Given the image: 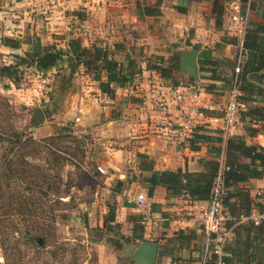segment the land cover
Segmentation results:
<instances>
[{
    "label": "crops",
    "instance_id": "crops-1",
    "mask_svg": "<svg viewBox=\"0 0 264 264\" xmlns=\"http://www.w3.org/2000/svg\"><path fill=\"white\" fill-rule=\"evenodd\" d=\"M227 2L223 1L224 8ZM211 4L212 0H66L64 10L46 11L40 0L0 1V38L24 41L18 49L4 47L8 52H29L36 41L41 47L54 44L66 50L68 42L75 40L87 50L105 47L126 76L122 87L111 84L113 93L106 95L85 73L87 85L75 92L71 109L73 118L80 110L74 125L90 127L96 123L109 144L106 166L100 170L108 171L102 179L104 185H113L109 190L113 204L106 203L97 220L95 210L88 209V228L97 227L104 237L120 239L117 244L122 246L115 250L129 253L121 259L132 264L137 246L143 242L157 245L154 264L201 263L203 234L198 219L207 201L171 197L160 186L154 187L148 198L147 178L152 172L201 173L206 161L225 159V142L232 137L264 150V121L244 118L232 134L222 133V109L237 47L227 31L224 14L220 25L215 26ZM144 7L159 14L145 15ZM246 49L243 86L252 102L249 107L254 101L259 106L264 101V0H250ZM189 51L196 52L195 78L183 71V56ZM175 54L178 70L168 79L150 69L159 58L164 67L171 64L170 57ZM62 67L71 68L69 63ZM100 79L104 81V72ZM175 89H192L197 95L203 118L191 134L180 126L186 108L174 102ZM194 133L209 140H196V149L191 150L189 142ZM237 188L247 192L252 203L255 193L264 189V169L260 178L248 179ZM138 192L145 197L140 206L134 203ZM109 211L113 221L104 228L103 219ZM134 225L141 227V233L132 234ZM138 234L140 241L134 238ZM121 238L133 241L126 244ZM225 249L228 264H264V231L237 224Z\"/></svg>",
    "mask_w": 264,
    "mask_h": 264
},
{
    "label": "rangeland",
    "instance_id": "rangeland-1",
    "mask_svg": "<svg viewBox=\"0 0 264 264\" xmlns=\"http://www.w3.org/2000/svg\"><path fill=\"white\" fill-rule=\"evenodd\" d=\"M46 46L49 44L42 47ZM4 47L0 44V66L13 64L14 56L22 57L24 54L21 50L10 53ZM94 47L108 53L112 59V54L105 47ZM57 49L61 50L60 47ZM171 56L170 59L173 56L177 58L178 54ZM63 64L52 68V72L49 69L44 75L20 65L15 84L0 77V111L4 112L0 119L3 124L8 122L14 131L36 141L59 135L52 146L57 149V155L67 160L63 168L53 167L47 164L46 150H42L32 161L41 170L49 166L50 170L45 171L49 176L48 184L55 183L59 177L61 183L67 186V197L62 199L65 206L56 210L52 204L51 189L43 187L42 191L47 194L45 198L34 191L33 199L44 203L41 209L45 214L36 211L28 218L13 215L0 223V264H132L121 259L129 253L116 251L115 245H112L120 239L104 237L97 227L88 228V209L95 210L97 220L102 207L106 203L113 204L109 192L113 185H104L102 179L108 171H98L106 166L109 144L96 123L90 127L71 123L72 98L76 91L80 92L87 85L84 74L87 73L90 78L96 74L101 77L103 71L92 67L87 72L77 67L67 69L62 67ZM41 79H44V84ZM37 109L43 114V120L39 122L34 118ZM56 169H59L58 173H55ZM8 185L2 187L4 198L19 192L20 187L14 181L8 182ZM4 206H7L5 199ZM99 241L104 244L99 245Z\"/></svg>",
    "mask_w": 264,
    "mask_h": 264
},
{
    "label": "trees",
    "instance_id": "trees-1",
    "mask_svg": "<svg viewBox=\"0 0 264 264\" xmlns=\"http://www.w3.org/2000/svg\"><path fill=\"white\" fill-rule=\"evenodd\" d=\"M186 1L195 2L197 0ZM223 1L225 0H212L211 14L215 26L220 25L221 18L224 14ZM176 9L181 11L179 8ZM143 12L145 15L159 14L158 10H153L149 7H144ZM246 35L247 30L243 40V48L247 53ZM23 43L24 41L21 42L12 38L0 39V44L2 46L11 49H18L20 44ZM107 54L108 53H105L96 47H91L90 50L81 48L75 40L68 42L66 50H59L54 44L41 47L36 41L33 50L25 52L22 57L14 56L13 59L15 62L13 64L0 66V77L6 78L11 83L15 84L19 74L17 68L20 65H26L35 69L37 72L44 74L49 69L57 68L59 64L64 62L70 64V69L82 66L86 72L90 67L94 69L97 68L98 71H103L105 75L103 82L101 81L99 74L93 75V80L97 82L98 90L101 93L108 95L113 93V90L109 87L111 84H114L117 87H122L124 82L127 81V78L120 73V66L110 59ZM170 61L171 64L164 67L162 59L159 58L157 62H154L150 69L155 71L159 77L168 79L171 77V73L178 70L175 63L176 58H172ZM245 66L246 60L238 75L239 89L245 94L246 100L251 101L246 94V88L243 86L246 82ZM254 104V106L248 107L246 111L240 115L241 122L244 118H249L254 122L264 121V101L262 102V105L259 106L256 101H254ZM0 116H4V112L2 114L0 111ZM57 137L53 136L36 141L30 136H25L17 130L14 131V128L8 122L4 125L0 119V223L7 217L13 215L28 218L34 216L36 211H39L40 214H45L44 209H41V206L44 207V203L40 202L39 199H33V197H35V194H33L34 191H37L38 194L40 193L44 198L47 197V194L43 192V187H45V190L51 189V193H53L51 194L53 196L52 204L55 205L56 210L59 206H65L62 199L67 197V186L61 183L59 177L55 179V183L52 182L50 183L51 185L48 184L49 176L45 171L50 170L49 166L44 170H41L32 163L42 150H46V157L48 159L47 164L56 168H63L65 163H67V160L57 155V149L52 146ZM196 140L205 142L209 140V138L194 133L189 142L191 150L196 149V147L193 146ZM225 151V162L228 166V171L223 175V183L226 188H231L233 191L229 192L228 190L224 206L227 213L236 219L239 216H246L250 210L251 204L248 193L241 188H237V185L248 179H258L262 176V169H264V150L257 145L246 146L239 137H232L226 140ZM237 156L247 160V162H239L236 158ZM216 169L217 162L206 161L205 169L201 173H189L181 170L175 172H152L147 178L148 188L146 190V196L149 198L153 188L160 186L164 188L167 195L171 197L185 196L190 201H207ZM58 172L59 169H56L55 173ZM11 181H14L19 185V192L15 193L13 196L8 195L4 198L2 187H8V182ZM117 184L119 183L117 182ZM61 187H64V189H61ZM4 199L6 200V207L4 206ZM231 199H233V202H230ZM14 204H16V206H14ZM112 221L113 212L109 211L104 216L102 223L103 227L105 228L107 223H111ZM244 224L251 227V229L264 231V224L257 226H253L251 223ZM134 232L141 233V227L134 225L132 228V234H134ZM134 238L140 241L141 236L138 234ZM121 241L127 244L133 240L129 238H121ZM112 243V245H115V248L118 249V244L116 242ZM225 248L226 246L223 249L224 252H226ZM222 260L224 264H228L226 256ZM205 264H214V257L209 256Z\"/></svg>",
    "mask_w": 264,
    "mask_h": 264
},
{
    "label": "built area",
    "instance_id": "built-area-1",
    "mask_svg": "<svg viewBox=\"0 0 264 264\" xmlns=\"http://www.w3.org/2000/svg\"><path fill=\"white\" fill-rule=\"evenodd\" d=\"M40 1L45 4L46 11L65 9L66 0ZM249 3L250 0H228L227 6L224 8L227 31L234 38L237 47V55L221 116L222 133L226 135L232 134L240 128V115L252 104L251 101L246 100L245 94L239 89L238 81V75L247 55L243 48V40L248 27ZM38 74L42 75L40 72ZM41 83H45L44 79H41ZM172 98L176 104L185 106L186 113L181 119L180 126L187 134H191L198 125V121L203 118L196 93L192 89H175ZM76 114L77 116L71 122L73 125L79 121L80 110H77ZM98 171L101 172L100 169ZM226 171H228V166L225 159L217 161V169L207 200V207L198 219L203 234L200 264H205L209 256L214 257V264H224L222 259L225 257V252L223 249L227 245V240L235 225L251 223L253 226H257L264 224V189L255 193L246 216H239L235 219L227 213L224 202L228 195V189L223 183V175ZM144 200L145 197L141 192L134 196V203L138 206L142 205Z\"/></svg>",
    "mask_w": 264,
    "mask_h": 264
},
{
    "label": "water",
    "instance_id": "water-1",
    "mask_svg": "<svg viewBox=\"0 0 264 264\" xmlns=\"http://www.w3.org/2000/svg\"><path fill=\"white\" fill-rule=\"evenodd\" d=\"M195 55H196L195 51H189L186 52L183 56V60L185 63V67L183 71L193 78L196 77ZM34 118L36 122L43 120V114L39 109L35 110ZM156 250H157V245L155 243L152 242L140 243L137 246L133 262L135 264H154Z\"/></svg>",
    "mask_w": 264,
    "mask_h": 264
}]
</instances>
